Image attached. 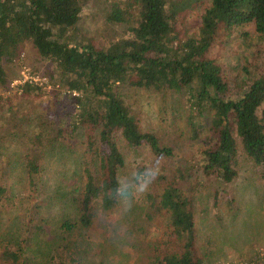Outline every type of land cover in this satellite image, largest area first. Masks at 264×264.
I'll return each mask as SVG.
<instances>
[{
  "label": "trees",
  "instance_id": "obj_1",
  "mask_svg": "<svg viewBox=\"0 0 264 264\" xmlns=\"http://www.w3.org/2000/svg\"><path fill=\"white\" fill-rule=\"evenodd\" d=\"M85 3L0 0V85L6 86L14 75L4 62L17 63L21 45L30 42L35 60L47 64L49 80L70 91L71 104L64 105L68 125L61 126L55 114L33 113L29 107L23 111L24 134L39 141L48 135L63 139L81 126L87 156L94 154L98 160L97 175L87 158L82 161L80 211L75 220L65 218L59 223L61 237L66 240L62 246L69 257L80 252V239L92 221L91 202L109 209L124 193L126 185L119 169L125 164L126 149L137 150L145 143L154 154H171L170 146L141 128L136 112L118 91L119 83L169 93L173 99L178 98V92L185 93L188 111L184 122L190 139L199 138L201 147L195 162L183 165L181 171L191 167L204 179L229 182L237 172L241 153L260 166L264 180V72L248 77L246 87L239 86L232 93L220 63L209 55L220 30L228 32L242 25H248L258 42L264 43V0H113L105 18L127 22V34L103 43L77 30L79 11ZM19 86L18 105L21 100L32 103L38 99L39 85L23 82ZM0 107L10 109L11 103L6 101ZM60 107H56V114H60ZM7 134L14 143L22 139L15 126L5 128L0 138ZM14 154L31 181L38 170L35 156L22 147ZM4 190L0 183V194ZM158 191L151 206L165 214L169 235L173 234L181 247L163 251L155 264H202L194 247L187 194L172 182ZM19 252V247H3L0 255L6 264H22Z\"/></svg>",
  "mask_w": 264,
  "mask_h": 264
},
{
  "label": "rangeland",
  "instance_id": "obj_2",
  "mask_svg": "<svg viewBox=\"0 0 264 264\" xmlns=\"http://www.w3.org/2000/svg\"><path fill=\"white\" fill-rule=\"evenodd\" d=\"M112 1L86 0L79 11L78 32L98 43L125 36L127 22L105 18ZM243 30L247 33H242ZM34 54L33 45L23 43L17 63L4 62L14 75L6 86L0 85V106L6 101L11 103L10 109L0 107V132L10 125L22 136L18 143H14L9 134L0 138V183L5 187L0 194V250L19 247L18 260L22 264L57 261L64 264H155L163 251L181 247L173 234L169 235L165 214L151 206L159 188L172 182L190 199L194 247L202 264H264V256H260L264 255V180L260 166L240 153L237 172L229 182L204 179L191 167L186 172L181 171L183 165L195 162L201 147L199 138L190 139L184 122L187 96L178 92V98L173 99L169 93L127 82L117 84L120 95L131 104L141 128L153 132L161 143L170 146L171 154H154L145 143L137 150L126 149L125 164L119 169L124 185L127 179L129 186H133L134 175H146L150 169H159L158 175L148 178V190L136 193L131 210L119 219L116 213L127 205V200L119 197L109 209H102L92 201V221L80 239V252L67 256L59 223L65 218L75 220L80 211L82 161L87 158L92 172L97 175L98 160L94 154L87 156L81 126L73 133H66L63 139L48 135L39 141L24 134L23 111L29 107L33 113L42 110L51 116L55 114L61 126L69 124L64 105L71 104L70 93L65 86L49 80L47 64L36 61ZM209 55L220 63L232 93L239 86L244 89L248 77L264 72V43L258 42L248 25L228 32L220 30ZM24 67L30 73L45 76L47 84H37L40 91L36 101L21 100L18 105L21 91L10 89L6 93L5 90L12 79L21 76ZM56 107H60V114L55 113ZM38 132L41 134L43 130ZM94 134L96 136L97 128ZM20 147L27 148L37 160L38 170L31 175V181L14 154ZM7 262L0 255V264Z\"/></svg>",
  "mask_w": 264,
  "mask_h": 264
},
{
  "label": "clouds",
  "instance_id": "obj_3",
  "mask_svg": "<svg viewBox=\"0 0 264 264\" xmlns=\"http://www.w3.org/2000/svg\"><path fill=\"white\" fill-rule=\"evenodd\" d=\"M159 169H150L147 170L146 175L144 173H140L134 177V185L129 186V181L125 179V190L124 193L121 194V197L128 201L127 205L122 209L118 210L116 213V218L119 219L124 214H127L133 204V197L136 193H143L148 190L149 187V177L155 178L158 175ZM117 193L120 192V187L116 189Z\"/></svg>",
  "mask_w": 264,
  "mask_h": 264
},
{
  "label": "built area",
  "instance_id": "obj_4",
  "mask_svg": "<svg viewBox=\"0 0 264 264\" xmlns=\"http://www.w3.org/2000/svg\"><path fill=\"white\" fill-rule=\"evenodd\" d=\"M23 82H32L39 85H45L47 84V79L45 76H41L40 74L28 72V70L24 67L21 70V76L12 79L11 82L9 83V87L5 90V92L6 93L9 92L10 89L19 92L21 89L19 85L22 84ZM67 91L70 92L68 89ZM71 93L76 94V91H71ZM260 256H264V255H260Z\"/></svg>",
  "mask_w": 264,
  "mask_h": 264
}]
</instances>
